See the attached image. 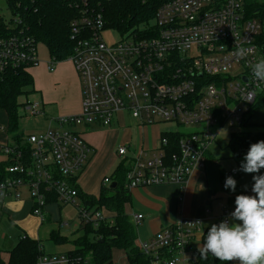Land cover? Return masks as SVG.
<instances>
[{
    "label": "built area",
    "instance_id": "obj_1",
    "mask_svg": "<svg viewBox=\"0 0 264 264\" xmlns=\"http://www.w3.org/2000/svg\"><path fill=\"white\" fill-rule=\"evenodd\" d=\"M161 1L152 20L123 35L106 29L101 11L86 8L72 22L75 51L69 60L80 79L82 111L49 118L45 130L26 138L28 156L14 144L3 147L8 166L6 178L0 181V214L7 197L19 200L27 190L33 214L42 221L50 195L59 204L76 206L83 226L98 227L105 220L104 209L90 211L80 202L78 179L93 152L77 131L81 127L108 128L126 113L143 126L171 123L193 129L162 135L151 155L141 151L131 157L126 175L129 191L176 184L182 194L191 175L209 162L220 132L245 127L258 96L264 95V81L255 79L251 68L264 58V2ZM12 24L17 32L0 38V82L10 71L29 72L39 64L36 40L18 19ZM107 30L116 32L120 40L108 45L102 37ZM241 49L245 55L239 54ZM57 64L51 60L49 70L55 71ZM26 102L22 111L27 117H46L41 101ZM169 133L182 136L172 142ZM172 147L176 153L170 152ZM127 154V146L118 149L120 157ZM110 184L106 177L103 186ZM231 212L226 210L221 221ZM142 219L134 216L136 224ZM197 221L202 223L182 217L149 242H139L138 249L151 264H200L192 249L202 230ZM37 264L89 263L68 253L43 252Z\"/></svg>",
    "mask_w": 264,
    "mask_h": 264
},
{
    "label": "crops",
    "instance_id": "obj_2",
    "mask_svg": "<svg viewBox=\"0 0 264 264\" xmlns=\"http://www.w3.org/2000/svg\"><path fill=\"white\" fill-rule=\"evenodd\" d=\"M29 73L34 79V93L30 98H34L32 101H41L45 105V112L48 116H74L81 113V84L71 60L58 63L53 72L49 70V61L41 60L37 66L29 70ZM20 114L21 117H26L23 111ZM163 126L162 123L143 126L124 113L116 118L111 127L79 128L77 131L83 134L85 140L93 148L89 162L78 179L80 191L88 196L99 197L103 180L108 177L112 184L115 173L123 162L128 163L129 167L130 159L136 153L143 151L151 155L158 147L161 136L167 132L175 131ZM220 135L211 147L210 161L204 169L197 170L191 175L183 194L176 184L141 187L130 191L131 200L126 205V212L132 223L137 225V246L139 242H149L156 234L174 225L182 217L201 220L202 230L196 234L192 242L193 252L199 257L198 249L206 240L210 226L213 223L218 224L226 210L234 211L236 195H255L252 192L254 184L252 177L264 174V169L253 174L239 170L233 171L239 169L243 159H235L231 151V156L216 153ZM10 144H14V141L7 133L6 120L4 125L0 123V163L5 162L6 159L2 151L3 147ZM122 146L128 147V154L120 157L118 149ZM119 160L122 162L115 165V162H119ZM235 172H237L236 175L233 174ZM227 176H232L237 181L234 192L224 187ZM54 199L53 196L48 197L44 221L33 214V202L27 190L19 200L12 197H7L4 200L0 214V255L6 264L9 262L10 252L23 236H28L40 244L44 243V246L42 244L41 246L46 254H61L71 251V249L68 251L60 249L67 245H73L72 242L80 237L79 233H82L78 211L76 217L72 216L68 217V220H64L62 218L64 210L61 207L66 205L59 204ZM80 202L82 201L80 200ZM57 213L60 215L59 222L53 218ZM135 215L143 216L138 224L134 221ZM105 216L110 217L111 213L105 211ZM49 221L52 225L46 226L45 223ZM63 229L66 230L62 234ZM53 234L68 240V242L61 244L55 241L52 239ZM1 236L3 237L2 241ZM49 242L57 247L54 252L45 248V244ZM115 252L119 253L117 262L129 264L125 251L119 249L113 250L114 264H117L114 260ZM209 256L215 258L212 255ZM232 264H236V262H232Z\"/></svg>",
    "mask_w": 264,
    "mask_h": 264
},
{
    "label": "trees",
    "instance_id": "obj_3",
    "mask_svg": "<svg viewBox=\"0 0 264 264\" xmlns=\"http://www.w3.org/2000/svg\"><path fill=\"white\" fill-rule=\"evenodd\" d=\"M4 1L12 18L5 21L0 15V38L10 37L17 32L12 22L18 19L27 34L33 37L38 45H45L51 60L58 63L69 60L74 54L75 43L70 39L71 24L86 8L103 12L107 22L106 29H112L123 35L133 30L138 31L141 26L152 20L162 2L161 0ZM33 93L34 79L29 72L22 69L8 72L5 80L0 82V111L5 112L7 116V133L14 141V145L23 148L27 156L30 153V145L26 143L27 136L19 126L21 118L19 99ZM244 126L246 129L254 130L233 131L228 143V148L235 159H243L252 143L264 140V95L258 96ZM180 135L182 136L181 133L179 135L169 133L167 137L174 142L180 139ZM170 152L176 153V147H172ZM7 166L6 162L0 163V181L6 178ZM128 168V163L123 162L118 167L112 182H116L117 187L112 189L111 185L103 186L99 197L88 196L77 186L80 200L90 211L106 209L105 211L111 213V216L106 217L98 227L81 224L82 235L72 242L75 249L68 254L81 258L89 264H114L113 250L119 249L125 251L129 264H151L150 259L138 249L137 228L126 212V205L131 200L130 191L125 187ZM52 239L61 244L68 242L55 234L52 235ZM43 252L39 242L23 236L10 252L7 264H37ZM198 254L200 264H227L209 255L207 258H202L200 253ZM0 264H6L1 255Z\"/></svg>",
    "mask_w": 264,
    "mask_h": 264
},
{
    "label": "clouds",
    "instance_id": "obj_4",
    "mask_svg": "<svg viewBox=\"0 0 264 264\" xmlns=\"http://www.w3.org/2000/svg\"><path fill=\"white\" fill-rule=\"evenodd\" d=\"M239 54L246 52L241 49ZM251 68L253 77L264 81V58L254 62ZM261 169H264V140L252 143L239 169L233 171L253 174ZM252 179L255 195H236L235 209L229 218L210 226L206 240L198 249L202 258L212 255L227 264H264V174L253 175ZM236 185L232 176L226 177V189L234 192Z\"/></svg>",
    "mask_w": 264,
    "mask_h": 264
},
{
    "label": "rangeland",
    "instance_id": "obj_5",
    "mask_svg": "<svg viewBox=\"0 0 264 264\" xmlns=\"http://www.w3.org/2000/svg\"><path fill=\"white\" fill-rule=\"evenodd\" d=\"M260 3H263L264 0H258ZM0 13L1 15L4 17L5 21H9L11 18H12V15L10 13V11L8 10L7 8V5H6V2L4 0H0ZM153 23V21H152ZM102 37L104 39V41L108 44V45H113L115 44L116 42H118L120 40V36L116 33V32H113L111 30H107L105 31L103 34H102ZM38 59H39V62L41 60H45V61H49L51 62V59L49 57V51L48 49L46 48L45 45L43 44H39L38 45ZM32 94H30L29 96L25 95V96H22L20 99H19V104H21V109H20V112L22 111V108H24V104L25 102L27 101H31L33 100L34 98H30ZM29 97V99H28ZM26 102V103H27ZM23 112H24V116H26V113L23 109ZM52 117V116H48L47 113H46V117L45 118H41V117H24L23 116L20 118L19 120V126H20V130L22 132L25 133V135L27 136L26 138H28L29 136L31 135H34V133H40L42 132L43 129H46L48 126H49V118ZM6 114L5 112L1 111L0 112V123L2 125H4L6 123ZM28 118V119H27ZM40 118V119H38ZM164 126V128L168 129V128H171L172 130H181V131H186V132H189V131H193V129L191 130H188V129H183L182 127L178 128L176 127L175 125L171 124V123H162ZM238 130H254V129H246V128H240ZM236 131V130H234ZM222 134L220 135V140H219V143L218 145L216 146L217 148V152L218 154L220 155H226V156H231V153H230V150L228 148V143H229V140H230V136H231V133H232V130L230 129H224L222 132ZM120 162H122L121 160H119V162H115V165L116 163L119 164ZM64 212L62 213V218L64 220H68V217H72V216H75L77 215V207L74 206V205H67V206H62L61 207ZM53 218H56V221L59 222L60 221V215L57 213L56 215L53 216ZM59 219V220H58ZM45 225H52V223L49 221L47 223H45ZM137 226V225H136ZM66 229H63L61 231V233L63 234L65 232ZM82 233H79V236H81ZM78 236V237H79ZM2 236H1V241H2ZM42 244V243H41ZM42 246H44V243L42 244ZM45 248L48 250V251H55L57 249V247L52 244V243H46L45 244ZM69 249H74V246L73 245H67L65 246L64 248H61L60 250L61 251H68ZM119 256V253L118 252H115L114 253V260H116V263L117 264H121V262H117V258Z\"/></svg>",
    "mask_w": 264,
    "mask_h": 264
},
{
    "label": "water",
    "instance_id": "obj_6",
    "mask_svg": "<svg viewBox=\"0 0 264 264\" xmlns=\"http://www.w3.org/2000/svg\"><path fill=\"white\" fill-rule=\"evenodd\" d=\"M116 187H117V183L116 182H114V183L111 184V188L112 189H115Z\"/></svg>",
    "mask_w": 264,
    "mask_h": 264
}]
</instances>
